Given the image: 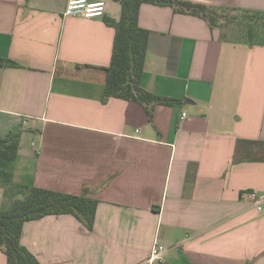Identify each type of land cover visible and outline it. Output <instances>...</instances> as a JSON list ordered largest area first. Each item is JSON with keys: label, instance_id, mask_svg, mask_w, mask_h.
I'll return each instance as SVG.
<instances>
[{"label": "crops", "instance_id": "crops-1", "mask_svg": "<svg viewBox=\"0 0 264 264\" xmlns=\"http://www.w3.org/2000/svg\"><path fill=\"white\" fill-rule=\"evenodd\" d=\"M69 0H0V137L20 130L12 181L99 200L89 229L73 214L29 220L41 264H146L156 238L169 264H264V43L218 22L144 2L141 85L175 99L103 100L121 3L66 15ZM264 18V0H189ZM186 112L187 118H182ZM19 197L0 186V206ZM7 256L0 248V264Z\"/></svg>", "mask_w": 264, "mask_h": 264}, {"label": "trees", "instance_id": "trees-1", "mask_svg": "<svg viewBox=\"0 0 264 264\" xmlns=\"http://www.w3.org/2000/svg\"><path fill=\"white\" fill-rule=\"evenodd\" d=\"M121 3L119 21L112 20L116 36L112 61L108 66L103 100L111 96L136 101L145 105L150 121L154 120L155 106L172 105L176 100L151 93L142 83L143 68L149 40V31L139 24V10L144 2L170 5L176 12L189 13L218 23L220 13L204 3L189 0H116ZM19 66L11 59L0 56V67ZM20 130L0 137V186L19 195L9 207L0 206V248L7 256L6 264H41L37 256L22 242V229L29 220L47 215L73 214L89 229L95 225L99 200L87 195V190L75 195L34 185H20L12 181L11 164L19 152ZM248 264H251L250 262Z\"/></svg>", "mask_w": 264, "mask_h": 264}, {"label": "built area", "instance_id": "built-area-1", "mask_svg": "<svg viewBox=\"0 0 264 264\" xmlns=\"http://www.w3.org/2000/svg\"><path fill=\"white\" fill-rule=\"evenodd\" d=\"M107 10V2L104 0H69L65 9L66 15H79L83 18L102 17ZM187 118L186 112H183L182 118ZM242 197L251 198L253 205L258 212L264 210V200H259L254 194L244 193ZM168 246L159 238H156L151 248L146 264H169L166 258Z\"/></svg>", "mask_w": 264, "mask_h": 264}, {"label": "rangeland", "instance_id": "rangeland-1", "mask_svg": "<svg viewBox=\"0 0 264 264\" xmlns=\"http://www.w3.org/2000/svg\"><path fill=\"white\" fill-rule=\"evenodd\" d=\"M218 22L223 26L224 35L233 39H245L264 43V18L243 12L220 13Z\"/></svg>", "mask_w": 264, "mask_h": 264}]
</instances>
